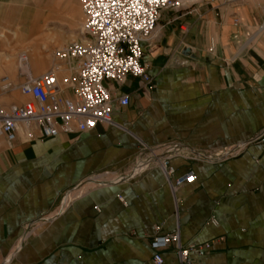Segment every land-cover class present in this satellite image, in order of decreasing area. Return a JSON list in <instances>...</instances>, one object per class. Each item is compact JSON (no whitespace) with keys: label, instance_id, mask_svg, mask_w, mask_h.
I'll return each mask as SVG.
<instances>
[{"label":"crops","instance_id":"obj_1","mask_svg":"<svg viewBox=\"0 0 264 264\" xmlns=\"http://www.w3.org/2000/svg\"><path fill=\"white\" fill-rule=\"evenodd\" d=\"M179 2L142 44L151 83H104L130 101L113 104V125L0 134V264H153V237L175 233L182 246L210 244L190 264H264V0ZM25 13L21 0H0V39L28 45L17 68L13 55L0 58L4 109L31 100L19 93L28 77L74 74L29 42ZM165 160L171 182L190 172L194 181L171 188ZM162 257L177 263L172 246Z\"/></svg>","mask_w":264,"mask_h":264},{"label":"built area","instance_id":"obj_2","mask_svg":"<svg viewBox=\"0 0 264 264\" xmlns=\"http://www.w3.org/2000/svg\"><path fill=\"white\" fill-rule=\"evenodd\" d=\"M84 22L81 29L83 41L71 42L54 53L60 62L74 64L73 76L58 78L54 68L37 79L27 78L19 93L31 98L22 105L0 106V134L7 142L16 138L19 126L39 129L42 138L51 139L60 133H85L97 124L112 123V107L129 105V97L113 100L104 83L122 85L127 77L140 79L145 85L151 83L143 67L142 44L155 34L161 12L176 11L179 0H78ZM8 87L6 78L2 80ZM71 89L74 100H63L59 95ZM159 168L171 188L194 181L193 173L181 178L175 175L169 161L160 163ZM209 224H218L211 217ZM170 246L176 251V264H190L191 256H206L210 244L182 246L177 233L155 235L149 244L153 264H164L162 253Z\"/></svg>","mask_w":264,"mask_h":264},{"label":"rangeland","instance_id":"obj_3","mask_svg":"<svg viewBox=\"0 0 264 264\" xmlns=\"http://www.w3.org/2000/svg\"><path fill=\"white\" fill-rule=\"evenodd\" d=\"M21 4L26 10L24 17H28L27 26L31 24L32 27L29 42L31 41L32 44L34 42L35 46L40 49L46 48L47 50L43 53H46L49 58H52L57 50L62 49L68 43L83 41L81 29L84 18L81 13L80 21H77L74 16V10L81 12L78 0H21ZM0 44L7 45L3 48L0 58L13 55L12 62L17 68L21 51L23 49L27 51L28 45L17 47L8 39H0ZM40 49L39 51H42ZM64 70V68L61 69L62 72Z\"/></svg>","mask_w":264,"mask_h":264},{"label":"bare ground","instance_id":"obj_4","mask_svg":"<svg viewBox=\"0 0 264 264\" xmlns=\"http://www.w3.org/2000/svg\"><path fill=\"white\" fill-rule=\"evenodd\" d=\"M80 16V15H79Z\"/></svg>","mask_w":264,"mask_h":264}]
</instances>
